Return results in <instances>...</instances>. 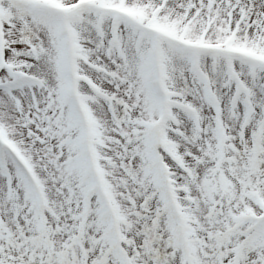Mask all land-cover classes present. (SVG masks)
Instances as JSON below:
<instances>
[{
	"label": "snow or ice",
	"instance_id": "obj_1",
	"mask_svg": "<svg viewBox=\"0 0 264 264\" xmlns=\"http://www.w3.org/2000/svg\"><path fill=\"white\" fill-rule=\"evenodd\" d=\"M0 264H264V0H0Z\"/></svg>",
	"mask_w": 264,
	"mask_h": 264
}]
</instances>
